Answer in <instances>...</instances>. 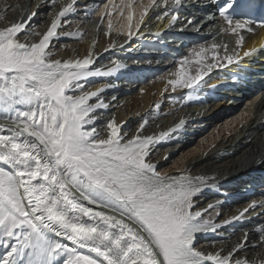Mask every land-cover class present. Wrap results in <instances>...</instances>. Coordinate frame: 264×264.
<instances>
[{
  "label": "snow or ice",
  "instance_id": "snow-or-ice-1",
  "mask_svg": "<svg viewBox=\"0 0 264 264\" xmlns=\"http://www.w3.org/2000/svg\"><path fill=\"white\" fill-rule=\"evenodd\" d=\"M181 2L172 0L177 6ZM75 3L62 7L38 43L20 42L24 22L0 28V110L15 112L0 124V238L17 241L6 245L11 251L4 264H20L25 258L26 264H55L62 254H67L64 264H233L232 253L225 257L194 247L196 234L211 227L201 212L192 211L200 185L191 177L157 172L147 159L153 137L137 135L122 143L114 121L107 125L111 129L107 138L94 128L85 130L92 123L89 113L105 106L88 104L97 92L75 94L82 87L79 81L98 75L88 70L92 60H53L46 54L60 18ZM161 3L167 6L169 0ZM127 6L131 8V0ZM154 6L159 7L157 0H149L141 21ZM235 8V0L221 5L220 14L228 25L224 31L234 35L251 31L249 21L233 18ZM132 18L130 13L129 21ZM242 43L240 36L237 45ZM205 51L195 53V63L200 64ZM226 59L233 62L231 56ZM177 75L180 79L169 81L173 86L185 74ZM202 76L198 71L183 80L184 86L192 87ZM80 200L114 214L93 213ZM81 216L93 222L82 221ZM50 233L76 247L53 240ZM261 241L264 244V236ZM77 248L87 249L88 254ZM242 248L243 244L236 245V251ZM234 264L253 262L245 258Z\"/></svg>",
  "mask_w": 264,
  "mask_h": 264
},
{
  "label": "bare ground",
  "instance_id": "bare-ground-1",
  "mask_svg": "<svg viewBox=\"0 0 264 264\" xmlns=\"http://www.w3.org/2000/svg\"><path fill=\"white\" fill-rule=\"evenodd\" d=\"M7 1L10 2L12 0ZM54 1L55 0H43L41 2L40 0L41 4L39 5V11H37L38 19L35 18L28 26H30L31 28L35 27L36 31L41 33L43 30V25L46 24L45 22L48 21V25H51V19L53 18V16L57 18V14L54 15V13L57 12L55 11L57 9V4ZM209 1L210 0H186L185 4H187L189 7H194L192 8V13L188 16V13H186L187 11H185V14L182 16L179 15V18L183 17L185 19L188 16L187 19H185V21H182V23L179 18V21H177L179 23L177 31L180 30V27H185L186 25V29L192 31L191 35L189 36L191 37V43L190 45L182 46L180 57L188 51V49L186 50V47L191 48L197 46V44H202L200 46V49H206V51L202 53V56L200 57V64L195 63L197 59L196 55L191 56V60L194 62L190 66V68H192L193 71L189 72L188 75L185 74L183 77V80H187L189 76L197 75L198 71L203 73L202 78L198 82H194L198 83L197 88L195 87V92H197L199 88L210 91V86H212V84L218 83L214 80V77H221L224 76L227 72H230L227 69L225 70V72L219 71V66L221 65L218 61L219 59L215 58L211 64L206 60V58L214 57V53L217 54L216 48H213L212 45L217 44L216 42L218 37L216 36H218L219 34L218 27L216 26L215 21H212L208 25L198 29L200 25V19H205V17L209 16L210 14L209 10L206 9V5L209 3ZM23 2L26 1L21 0L19 3L23 4ZM128 3L129 0H108L103 3V5H100L96 0H89L86 4H81L79 6L81 9H85V12H87L86 16L82 15L83 19H87L86 17H88V20L89 18L92 19L94 18V14L95 18L103 19L102 24L106 25L104 27L105 31L103 33L101 31V28H99L98 23H94L97 26V29H99L102 37H98L97 39L98 49L95 52V55L97 56L93 55L92 52L87 55L88 58L92 60L89 68H97L100 65H105L108 62L112 52H115L117 49H121V52L117 54L118 61H120V59H123V57L125 56L122 54L123 52L131 51L132 54L135 55L143 42L152 40L151 38L154 37L153 32H146L147 23L149 21V23H152L154 25L156 24L154 26L156 32L165 31V29L167 30L168 26L171 25L172 16L169 15L171 13H169V8H167V6L163 8L164 4L161 3V0L157 2V4L161 3V6L158 7L159 10L156 9V6L148 9L149 13L147 12V16L145 15L143 17V21H141V13L149 4V0H131V8L127 6ZM61 5H63V3H61ZM93 5H96L94 13L89 11L91 6ZM34 7L36 8V5ZM108 13H111V15H108ZM130 13L133 17L131 21H129L128 19ZM198 14H202L203 17L198 18ZM23 15L24 12L21 14V16L23 17ZM36 20H38V23H36ZM25 21L26 19H24V21L22 22ZM220 21L222 20L219 17L218 22ZM109 22L111 23V28H109ZM15 23L19 22L16 21ZM222 23L224 26L222 30L224 35L231 34L224 31V29L227 28L228 25L223 21ZM37 24L40 25L38 26ZM141 24H145V27L142 30V33L138 35L137 29L141 26ZM28 26L25 27V29H27ZM247 27L251 29V33H249L247 29H245V32H241L242 30H239L238 34L239 36H243V43L241 44L242 47L238 54L239 60L247 57L244 55L245 52H250L251 54H253L256 51H261L262 53H264V28H259L257 25L251 26L249 24ZM110 30H114L116 33L110 32V40L107 41L106 35ZM119 32L124 33L125 36L118 37L117 33ZM143 34L150 35H147V38H145V40L141 39L142 37H144ZM112 37H114V40L116 42L112 40ZM132 38H134L135 40H132ZM70 40L78 41L80 40V37L78 38L77 36H75ZM87 46L88 45H86V49ZM115 46L123 47L116 48ZM89 47L90 46H88V49ZM178 49L180 48L178 47ZM250 55H248V57ZM258 57L259 55H257L256 58ZM174 61L175 60L171 59L170 63H173ZM260 61H264V59H259L258 62ZM161 65H163V63ZM209 65H212L211 70L208 69ZM150 75L151 73L148 75V78L150 77ZM177 79H180V77L175 76V80ZM104 80L105 81H103V79H101L98 75L94 79L93 83L96 85L97 89L95 90H97V93L100 87L104 85L102 83L107 81V84L110 78H105ZM143 81L144 78H142L141 82ZM137 82L140 83V81L138 80ZM182 82L178 83L176 86L170 84L169 81H160V83L155 82L153 85L144 88L142 94L140 95L143 98L139 100L140 96L138 95L134 98H131L130 101L128 100V102H126V112H123L121 109L117 113V115H113V110H115L118 105H120L119 99L122 96H126L128 93V91L124 89L121 91V94L118 96V98H114L112 100L106 98V102L104 103L105 106L95 108L93 112L89 113L90 117H96L97 115L98 119L93 120L92 123L86 125L85 128L90 129L92 126H96L95 132L100 136L111 132V129H109L107 125L112 121L115 122L117 130L120 129L122 125L123 128L130 127V124L133 122L134 117L137 115V113H139L137 111L135 112V114H132L133 110H139V108H142L143 111H146L152 106V103L154 101L158 100V103L160 98H162L164 95L172 92L173 90L179 92L182 91L183 88H180ZM101 98L102 97L97 94V96H93L88 100V104H101V102L99 101ZM223 100L226 99L222 98V101ZM197 104L198 101L194 103V105ZM183 105L184 104H182L181 106ZM218 107H220V105H213L203 117L212 118H210L206 122H199V125L196 124L198 125L197 129L199 128L200 134L192 139L194 140L193 142L187 143V145H185L183 150H181L180 152L168 154L166 157L162 155L160 159H158L155 163L153 162L156 166L157 172L163 176H171L177 178L191 177L193 178L194 183L200 185L201 190L193 197V212L198 211L197 209L200 208V206L204 202L216 198L214 196L217 189L211 186L212 184L222 183L225 179H228L231 176L241 177L244 174V171L256 169L259 168V166L264 165V90L258 93L257 96L247 97L246 101L242 102V105L237 110L233 109L231 111H228L229 115L226 118L224 116L217 115V111L219 109ZM213 115H216L219 118H213ZM4 123H6V119H0V124ZM204 123L206 124L204 126L205 129H201L200 125L202 127V124ZM144 127H146V125ZM177 128H175L176 130H170L168 134L174 131L183 130V128ZM184 128H187V125H185ZM141 130H137L135 133H131L130 139L137 135H140L139 131ZM163 133L167 132L162 131V133L160 132L156 135V137H154V142L150 146V155L147 159L152 157V148L156 147L154 150H157L162 147L159 143L166 138V136L162 137ZM3 134L6 135L8 133L5 131ZM183 134H189V130H185ZM141 138L144 137L142 136ZM197 177H203V180H196ZM210 190H212L213 192H209ZM263 196L264 194L258 193L256 195H253V198L260 200V198ZM217 199L218 198H216L215 204H212L213 207L209 208V211L206 214L202 213V218L208 221V224L211 225V227L208 228V231H202L201 234H196L194 247L201 252H207L209 250L208 253H219L221 256L225 257L229 256L230 253L235 252L234 255H232L233 264L236 259L244 260L245 258L253 262V264H264V247L260 239V233L250 231L248 232L249 234L246 236L245 240V234H243L242 231L237 232L236 234L231 233L229 234V236H227L224 234L226 233V231H230L229 229L231 228H216L218 222L225 225L224 221H230L231 219H234L233 217L238 215L243 216L241 215L243 213L240 211H245L246 208H249L250 210L246 209V211L248 212H246L245 214H254V205L257 202L254 200L246 204V200L243 202V200L237 199V206L230 208L231 206L227 205L229 203H224L225 198H219L218 201ZM80 203L84 207L91 209L93 213L103 211L108 214H113L109 213L107 210H101L99 209V207L97 208L87 201L80 200ZM252 203L254 205H252ZM244 204L245 206L242 207V205ZM231 210L232 213L228 214ZM211 228L212 230L214 228V230L212 233H209V229ZM17 232L19 233V230H17ZM203 233H206L207 236H205ZM202 234L204 236H202ZM237 235L241 236L239 239H237V241L234 240V242L236 243L234 245L231 242L233 241V239L231 238ZM61 238L59 239V237H54L52 239L60 242L61 244L68 245V247H76L74 244H72L71 241L65 238ZM216 240L218 242H216ZM228 242L232 246L233 250H231V247L226 246ZM207 243L211 244L206 247ZM16 244L17 241L15 239H9L6 237L0 238V264H4L5 260L10 259L8 253L9 251H11V248L7 247L6 245ZM238 244H243V248L240 251H236V245ZM210 245H214V251H210ZM77 251H81V249L77 248ZM237 255L239 256L237 257ZM66 259L67 254H62L57 259L55 264H64V261ZM20 264H26V258L25 260L20 261Z\"/></svg>",
  "mask_w": 264,
  "mask_h": 264
},
{
  "label": "rangeland",
  "instance_id": "rangeland-1",
  "mask_svg": "<svg viewBox=\"0 0 264 264\" xmlns=\"http://www.w3.org/2000/svg\"><path fill=\"white\" fill-rule=\"evenodd\" d=\"M20 1L21 0H12V1L8 2L7 0H0V17H6L4 19H0V28L9 26L10 24L15 23L16 21L19 22V20L21 18H23L21 16V14L23 13L24 10H26L27 12H30L31 14L34 13V8H35L34 3L37 4L38 0L36 2H31L30 4L27 2H23V4H21V3H19ZM88 1L89 0H76V3L73 5V10L70 11L68 14H66L64 17L60 18V24L58 25V27L56 29V34L52 38H50L49 47L46 49V54L50 53V59H53V60L58 59L61 61L75 60V59H81L82 60L84 58H88L87 55L90 52H92L93 55L96 54L95 52L98 49V45H97L98 40L97 39H98V37H102V35H101L99 29H97V26L95 25L96 23L94 24L92 19L89 18V20H88V17H86L87 19L82 18L83 17L82 15L86 16L87 12H85L86 11L85 9H81L79 7L81 4H86ZM54 2H56V4H57L56 7L58 9V7L61 5V3H63V4L65 3L67 5V4L71 3L72 0H55ZM185 2H186V0H182L181 5L177 6V5H174L172 3V0H169V3L167 5V8H169L168 11H169V13H171L169 15H171L172 17L177 16L176 20L175 21L171 20V25L168 26L167 30L165 29V31H162V32H156V30L154 28V26L156 24L154 25L152 23H149L150 22L149 21L147 23V28H146L147 31L146 32L148 33L151 31V32H153V34L155 36L151 38L152 40H148L146 42L150 43L152 41H157L159 45L165 46L166 44H169L170 42H168L167 39L164 40L162 38H159L158 36L164 34L165 32L166 33H180L182 31L185 34L188 33V31H186L187 25L185 27H180V30L177 31V29H178L177 27L179 24L177 21H179V19L181 20V23H182V21H185V19L183 17L179 18V15L182 16L185 14V11H187L186 13H188V16H189L192 13V8H194L192 6L189 7L187 4H185ZM20 4H21V6H20ZM160 4L161 3H159V6H161ZM164 7H165V5H163V8ZM57 9L55 11H57ZM156 9L159 10L158 7H156ZM57 12H55L54 15L57 14ZM53 17H55V16H53ZM37 21L38 20H36V23H38ZM53 21L54 20L52 18L51 24L53 23ZM47 22H45L46 26L43 25V30L41 33L37 32L35 27L31 28L30 26H28V28L24 30V33L22 32L19 34L18 39L22 43H24V42H27L29 44L34 43V42L38 43L41 40L43 34L46 33L48 31L49 27L51 26V25H48ZM31 25H33V24H31ZM37 25L39 26L40 24H37ZM216 26L218 27V32H219L218 36H216V37H218L216 45H218L219 42L222 40L224 41L226 37H224V33L222 32L223 27H224L223 23L216 21ZM244 30L245 29H243L241 32H243ZM37 33H38V35H37ZM68 33H72L73 35H68ZM238 34H239V32H238ZM238 34H235V35L229 34L228 35L229 38H227V39L233 43L239 39L240 36ZM74 35L77 36L78 38L80 37V40H78V41L70 40L71 38L75 37ZM86 45L90 46L89 49H88V46L86 49ZM122 45H123V43H122ZM201 45L202 44H197V46H195L196 48L195 47H191V48L186 47V50L188 49V51L186 53H184L179 59L175 60L173 63H170L169 62L170 60H168L166 62H164V60H161L160 65L162 63H163V65H161V66L157 65V68L151 69L148 71L145 70L146 71L145 75H142V78H144L143 82H141L142 80L140 81V83L136 81V83H134V84L131 83L130 86L124 87V88H127L125 90H127V91L129 90V92L127 93L126 96H122L119 99L120 105H118V107L115 110H113V115H117V113L121 109L123 112H126V110H127V109H125L126 102H128V100L130 101L131 98H134L138 95L140 96L142 94L144 88L153 85L155 82L160 83V81L166 82V81L175 80V76H178L177 73H180V72H183L184 74L188 75L189 72L193 71V69L190 68V66L194 62L191 60V56H194L195 53L200 50ZM90 50H92V51H90ZM189 50H191V51H189ZM86 51H87V53H86ZM120 52H121V49L120 50L117 49L115 52H112V54H111V56H110V58L106 64L113 65L114 63H116L118 61L117 54ZM216 52H217V54L214 53V57L219 59L218 61H221L222 58L224 57L223 52L221 51V49L219 47L216 50ZM220 53H221V55H220ZM122 54L126 55V56L133 55L131 51L123 52ZM95 56H97V55H95ZM206 60L211 64L214 61V58L213 57L206 58ZM151 64H153V63L151 62ZM104 66H103V68H104ZM144 66H148L145 61H141V60H137V59H135V60L134 59H128L127 63H126V68L124 69L123 72L129 78H134V77H136L137 72H143L144 71V69L142 68ZM160 67H161V69H160ZM95 69L96 68H89L88 70L93 71V72H97V71L102 70L101 68L97 71ZM150 73H151V75L148 78V75ZM96 77H97L96 75L95 76H89V77H86L85 79L79 81L78 83L80 85H82V87L76 88L75 94L76 95H82L85 92H97V90H95V89H97L96 85L94 83H93V85H91V83L94 81V79ZM172 77H173V79H172ZM103 81H105V80H103ZM106 82L102 83V84H104L101 86L102 88H104V86L106 85ZM197 84L198 83H193L192 87H185L184 82H182V84L180 86V88H183L182 91L179 92V91L173 90L172 92H170V93L164 95L162 98H160L158 103H157L158 100L154 101L156 103L153 102L152 106L146 111H143L142 108H139V110H133L132 114H135V112H137V111L139 113H137V115L134 117V120L130 124V127L123 128V125H122V127L120 129H118V136L120 138H122V143L126 142L127 140L130 139L131 133H135L137 130H141L142 129L141 125H143V129L141 131H139L140 135H138V136H140V137L143 136L144 138H146V137H152L153 134L156 135L157 132H159V131L160 132L166 131L168 133L170 130H173V129L176 130L175 128H177V127L183 128V126H185V125H187L186 129H189V127H191V121H197L198 119H203L204 115L206 114L205 112L208 109V107L206 105L205 106L199 105V104L194 105L195 102L200 101L201 99L206 97L204 94L205 92L200 88L197 90V92H195V89L197 88ZM101 87H100V89H102ZM141 98H143V97L140 96L139 100ZM182 104H184L183 105L184 107L181 106ZM9 116H15V112L5 113L4 111L0 110V119H7V117H9ZM91 117H92V121L95 119H98L97 115H96V117H94V116H91ZM145 121H146V123H145ZM181 121H183L182 124L180 123ZM86 125H89V124H86ZM145 125H146V127H144ZM205 125H206L205 123L202 124L203 128H201V129H205V127H204ZM209 125H211V124H209ZM93 128L96 129V126H92L90 129L85 128V130H91ZM179 128H177V129H179ZM109 133L110 132H108L107 134L100 135V137L101 138H107ZM174 136L175 135H172V136L170 135V136H168V139H172ZM155 148L156 147L151 149L152 150V152H151L152 157L148 159L149 162H151L152 164H154L158 159H160V157L162 155L166 157L167 153H168L167 148H161L160 147V149L154 150ZM215 201H216V198L210 199L207 202H204L200 206V208H198L197 210L201 213L206 214L209 211L210 206L213 203H215ZM217 201H218V199H217ZM91 205H93L97 208L99 207V209H101V210H105V211L107 210L109 212V210L107 208H103L97 204H91ZM231 213H232V210L228 214H231ZM81 219H82V221H86L89 223L93 222V221H89L88 217H86V216H81ZM50 236H51V238L59 237V239L62 237V236H55L54 233H50ZM62 238H64V237H62ZM216 242H218V241L216 240ZM231 242L234 245L236 244L234 242V240ZM67 247H68V245H67ZM206 247H207V245H206ZM68 248H71V247L69 246ZM231 248H232V246H231ZM210 249H211L210 251L215 250L213 246H211ZM231 250H233V248ZM208 251L205 253H208ZM80 252L88 254L87 249H82ZM234 253L235 252H232L233 255H234ZM92 255H95V254L93 253ZM238 256L239 255H237V257Z\"/></svg>",
  "mask_w": 264,
  "mask_h": 264
}]
</instances>
